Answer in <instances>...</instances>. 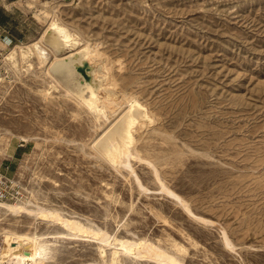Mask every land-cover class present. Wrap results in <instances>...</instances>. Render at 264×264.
<instances>
[{"label":"rangeland","instance_id":"374dc122","mask_svg":"<svg viewBox=\"0 0 264 264\" xmlns=\"http://www.w3.org/2000/svg\"><path fill=\"white\" fill-rule=\"evenodd\" d=\"M55 20L78 46L42 42ZM35 42L49 52L46 63ZM86 43L85 58L107 65V89L133 95L153 118L136 128L134 174L92 147L120 131L123 114L114 119L127 104L108 90L112 116L97 121L48 76L54 55ZM17 144L10 173L26 201L97 237L152 243L184 264H264V0H0V158ZM1 218L0 253L8 234L32 232L57 237L44 264H112L122 253L108 247L104 259L91 236L68 240L57 224Z\"/></svg>","mask_w":264,"mask_h":264},{"label":"bare ground","instance_id":"6f19581e","mask_svg":"<svg viewBox=\"0 0 264 264\" xmlns=\"http://www.w3.org/2000/svg\"><path fill=\"white\" fill-rule=\"evenodd\" d=\"M59 40L63 41L65 46L79 45L78 36L75 35L63 22L55 20L52 22V26L48 28V31L44 33L42 42L46 46H51L52 49L57 51L59 50V45L57 43ZM33 48L36 50L38 59L41 61V63H46L48 61L49 52L38 42L33 43ZM90 50V44L86 43L83 45V47H81L80 52H74L70 56L58 58L57 55H54L52 59L53 62L51 63L48 70V76L55 81L57 79L65 88H67L68 90L64 88L65 94L67 96L73 97L83 108L88 109L92 113L91 115L95 116L94 118H96L97 121L102 120L103 122H107L109 121V117L112 116L110 110L113 108L111 107L112 101L109 98L110 96H115V100L116 98H119L127 104V107L114 119L115 121L121 114H123L120 119V131L118 132L117 129L113 131L114 133L118 132L119 134H107L102 138V141L98 144V149H96L95 143H97L100 138L98 137L94 140L92 147L98 153L97 155L102 157V159H105L106 162L108 161V163H111L115 166L130 168L133 171L130 160L132 158L137 160L138 158L134 146L136 128L142 122H153V118L148 112L147 108L142 105V103H140L133 95L126 94V91H124L126 92L124 93L120 90H118L119 93L116 92L115 95H113L112 89L115 87V83L111 82L113 83L114 87L112 89L110 87L107 89V85L109 83H106L107 78L105 80L104 74H102V69L105 64L103 65L102 59H99L100 57L95 58V53L93 54V50L92 54L94 57L90 58L91 60L88 59L90 56L87 55L90 54ZM27 53L28 52L25 51L21 54L23 57H25L27 56ZM14 54V51L11 52L10 57L13 58ZM85 56L88 58L86 57V59ZM77 66L83 70V72L80 74L77 73ZM104 73L106 74V72ZM79 75L81 76V79H79ZM108 80L110 82L112 79ZM123 84L128 85L125 82H123ZM59 86L60 88L62 87L61 85ZM57 88L58 87H56V89ZM108 90H110L112 95L109 96ZM28 139L29 138L26 137L24 138V140ZM157 173L155 174V177ZM140 185L141 184H139V186ZM162 186L165 187L164 185ZM140 187L142 188V186ZM144 189L146 190V188ZM144 189L141 190L143 191ZM162 190L166 191L163 188ZM170 191H166L165 193H168L167 195L170 194V196L173 195L172 197H175L176 200L178 199L181 206L186 208L187 211L193 215L186 203L180 199L178 195ZM26 200L27 197H25L24 200L15 203H0L1 214H4L5 216H11L13 218L25 216L36 220H43L47 224L60 225L67 231L61 235L62 238L68 240H76L79 237L91 236L99 241L101 256L104 259L107 256L106 249L108 247L119 246V251H122V253L119 254L117 250L114 251V254L112 255L113 257L111 258L112 264L119 263L118 261L121 255H131L135 258L151 259L159 262L160 264H184L177 257L168 254L159 247L154 246L152 243H147L145 241L136 243L128 240H119L117 238L112 239L107 233H102L97 237V231L95 232L91 227L81 223L80 221L72 218H66L57 210L42 208L41 206L34 205L33 203L27 202ZM1 221H3L2 218L0 219V222ZM53 238L57 237L40 235L37 232H32L30 234H8L6 238L7 249L3 253H0V264H44L47 261L48 254L51 251L50 244L52 242H50L49 239ZM225 239L227 246H230L228 239Z\"/></svg>","mask_w":264,"mask_h":264},{"label":"built area","instance_id":"2783aa9c","mask_svg":"<svg viewBox=\"0 0 264 264\" xmlns=\"http://www.w3.org/2000/svg\"><path fill=\"white\" fill-rule=\"evenodd\" d=\"M25 197L21 181L10 173L9 166L0 164V203H15Z\"/></svg>","mask_w":264,"mask_h":264},{"label":"crops","instance_id":"0c3cea01","mask_svg":"<svg viewBox=\"0 0 264 264\" xmlns=\"http://www.w3.org/2000/svg\"><path fill=\"white\" fill-rule=\"evenodd\" d=\"M3 1H6V0H3ZM14 1H16V0H10V2H14ZM3 4L6 5L5 2H3ZM44 33H43V35H44ZM25 144H27V143H25ZM25 144H23V145H25ZM20 147H22V146L17 144L14 148H12L10 150V152L8 154L5 155L4 158H2V159L0 158V164H2L4 166H9L10 170H11L12 166H14V168H15V163H16L15 161L17 159Z\"/></svg>","mask_w":264,"mask_h":264}]
</instances>
